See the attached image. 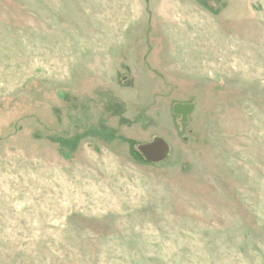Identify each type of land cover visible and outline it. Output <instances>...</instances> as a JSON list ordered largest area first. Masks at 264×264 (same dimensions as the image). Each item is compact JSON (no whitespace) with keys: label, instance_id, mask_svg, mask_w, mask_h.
Masks as SVG:
<instances>
[{"label":"rangeland","instance_id":"rangeland-1","mask_svg":"<svg viewBox=\"0 0 264 264\" xmlns=\"http://www.w3.org/2000/svg\"><path fill=\"white\" fill-rule=\"evenodd\" d=\"M0 264H264V0H0Z\"/></svg>","mask_w":264,"mask_h":264},{"label":"water","instance_id":"water-1","mask_svg":"<svg viewBox=\"0 0 264 264\" xmlns=\"http://www.w3.org/2000/svg\"><path fill=\"white\" fill-rule=\"evenodd\" d=\"M183 107V108H182ZM192 104H176L174 106V112L182 114L184 117L188 112L192 110ZM139 150L151 161H159L161 160L167 150L168 145L162 139H156L152 142L141 144L139 146Z\"/></svg>","mask_w":264,"mask_h":264},{"label":"flooded vegetation","instance_id":"flooded-vegetation-1","mask_svg":"<svg viewBox=\"0 0 264 264\" xmlns=\"http://www.w3.org/2000/svg\"><path fill=\"white\" fill-rule=\"evenodd\" d=\"M183 108V107H182Z\"/></svg>","mask_w":264,"mask_h":264}]
</instances>
